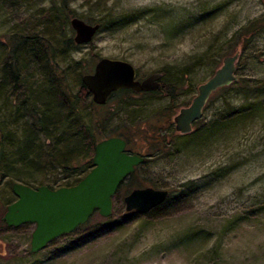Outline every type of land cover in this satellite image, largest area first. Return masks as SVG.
I'll return each mask as SVG.
<instances>
[{
	"label": "rangeland",
	"instance_id": "rangeland-1",
	"mask_svg": "<svg viewBox=\"0 0 264 264\" xmlns=\"http://www.w3.org/2000/svg\"><path fill=\"white\" fill-rule=\"evenodd\" d=\"M68 1L77 18L90 16L103 27L64 65L84 60L90 74L101 58L122 60L133 65L138 80L161 73L169 91L171 85L178 89L172 100L161 95L126 108L139 112L138 119L152 116L155 121L131 127L125 136L129 152L148 158L113 198L109 220L95 213L83 229L35 254L30 253L33 225L0 228V264H264V109L245 123L196 137L199 126L227 114L226 104L234 109L245 104L246 87L247 102H264V28L253 35L244 29L264 18V0ZM54 3L61 0H0V73L7 59L6 38H47L52 22L43 15ZM236 53L239 84L210 96L192 136L182 138L175 130L169 135L174 117L190 106L198 87ZM17 96L9 102L0 97L2 121L8 109L3 105L10 108ZM116 105L111 101L107 107ZM103 112L95 110L97 116ZM124 117L114 116L112 126L125 122L118 121ZM156 131L167 143L161 152L151 143ZM145 187L171 191L168 203L147 214L126 212L123 198ZM0 200L13 203L16 197L0 186Z\"/></svg>",
	"mask_w": 264,
	"mask_h": 264
},
{
	"label": "trees",
	"instance_id": "trees-1",
	"mask_svg": "<svg viewBox=\"0 0 264 264\" xmlns=\"http://www.w3.org/2000/svg\"><path fill=\"white\" fill-rule=\"evenodd\" d=\"M2 1L9 2L10 0ZM69 3L68 0H61L60 4L54 3L43 15L46 21L52 22L50 26H47L49 29L47 38L23 34H13L6 38L8 53L1 67L0 97H4L6 102H9L10 96L14 93L18 95L13 106L9 108L7 106L9 104L3 105L8 109L4 110L5 118L2 119L5 121L0 119V186H4L10 192L14 183H20L33 189L46 186L52 190L53 185L59 183L61 184L58 188L75 186L93 168L92 159L98 142L117 137L126 142V149H128L129 142L125 136L130 128H136L137 125L146 121L148 123L155 121L152 116L138 119L139 112L137 114L128 113L126 108L132 104V101H142L161 95L172 100L178 89L175 85H171V91H169L168 84L162 83L164 79L162 76L161 88L158 92L136 94L123 90L113 93L108 102H115L117 104L116 107L114 106L115 109H108V102L105 106L94 104L90 93L81 82L82 76L91 69V65L89 67L84 60L70 61L71 63L66 65L63 63L71 52L79 48L73 42V31L69 27L70 20L77 18L70 10ZM83 20L87 23L98 24L100 29L103 27L100 24L101 21L90 16L83 17ZM263 28L264 18L244 27L249 35ZM237 41L235 45L239 43ZM92 57L94 61H97L96 56ZM37 76L41 80L34 81ZM38 81H41L40 84L37 83ZM177 84L181 85L182 82ZM237 84H239V79L216 92L226 93ZM247 89V87L244 89L246 94L241 99L245 104L234 109L226 104L227 100L224 99L229 107L227 114L210 121L205 125L206 127L204 126L206 129L199 126L196 137L199 139L217 130H225L221 129V126L235 125L236 122L245 123L254 117L255 111L261 112L264 109V102L256 98L247 102V95H249ZM258 98L263 99L262 96ZM99 108L104 112L97 116L95 110ZM119 114H124L125 117L118 121L126 118L127 120L125 122L123 120L122 124L112 126L114 116ZM201 121L202 117L193 125ZM174 130L169 128L168 134L170 135ZM159 131L152 135L151 143L159 145L158 152H161V149L167 147V143ZM191 133L179 135L182 138L190 137ZM168 145H170L169 142ZM128 153L134 154L129 151ZM138 155L144 158L141 165L146 164L148 157ZM137 169L138 167L129 178L135 176ZM59 174L64 177L58 178ZM123 184L116 195L121 191ZM170 194L171 191L161 206L168 203ZM8 201L0 200V209L4 210V214L7 207L12 204ZM3 216L0 217V228L7 227L2 220ZM102 219L109 220L108 218ZM85 225L80 226L76 231L83 229Z\"/></svg>",
	"mask_w": 264,
	"mask_h": 264
},
{
	"label": "water",
	"instance_id": "water-1",
	"mask_svg": "<svg viewBox=\"0 0 264 264\" xmlns=\"http://www.w3.org/2000/svg\"><path fill=\"white\" fill-rule=\"evenodd\" d=\"M69 24L73 31V42L78 46L92 42L100 29L98 24H90L76 17ZM238 58L237 53L225 57L213 76L198 87L190 106L181 109L173 119L177 133H191L192 124L202 117L210 96L237 82ZM162 76L161 73H154L146 79L137 80L135 68L129 62L101 58L92 73L82 76L81 82L93 103L105 106L110 96L119 91L129 90L136 94L158 92ZM143 162V157L128 154L126 142L121 138L104 139L95 146L93 168L73 187L52 190L39 186L33 189L14 183L12 193L16 201L7 207L2 220L9 228L33 225L30 253H38L54 240L74 233L96 212L103 218H109L119 187ZM168 196L169 191L165 189H134L123 198L125 211L147 214L164 204Z\"/></svg>",
	"mask_w": 264,
	"mask_h": 264
},
{
	"label": "flooded vegetation",
	"instance_id": "flooded-vegetation-1",
	"mask_svg": "<svg viewBox=\"0 0 264 264\" xmlns=\"http://www.w3.org/2000/svg\"><path fill=\"white\" fill-rule=\"evenodd\" d=\"M192 126H193V124H192ZM54 190V189H53Z\"/></svg>",
	"mask_w": 264,
	"mask_h": 264
}]
</instances>
